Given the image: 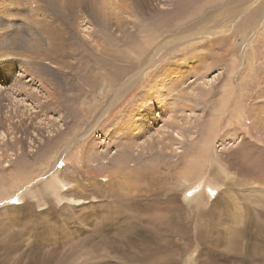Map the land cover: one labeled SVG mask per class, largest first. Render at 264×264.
<instances>
[{"label":"rangeland","instance_id":"1","mask_svg":"<svg viewBox=\"0 0 264 264\" xmlns=\"http://www.w3.org/2000/svg\"><path fill=\"white\" fill-rule=\"evenodd\" d=\"M245 211L264 228V0H0V264H264Z\"/></svg>","mask_w":264,"mask_h":264},{"label":"bare ground","instance_id":"2","mask_svg":"<svg viewBox=\"0 0 264 264\" xmlns=\"http://www.w3.org/2000/svg\"><path fill=\"white\" fill-rule=\"evenodd\" d=\"M187 39V38H186ZM165 42H167V41H165ZM163 43V42H162ZM163 45V44H162ZM160 47V46H159ZM159 47H157V49H159ZM164 47V46H163ZM153 55V54H152ZM136 62V61H135ZM137 66V65H136ZM137 68V67H136ZM138 69H140V68H138ZM135 75V74H134ZM133 76V75H132ZM127 82H129V81H127ZM127 84V83H126ZM129 84V83H128ZM118 92V91H117ZM120 92H121V90H120ZM154 92V91H153ZM144 178H145V176H144ZM55 180V179H54ZM55 181H57V180H55ZM58 182V181H57ZM56 182V185L58 186V183ZM61 182V181H60ZM199 182V181H198ZM54 184L55 182H52V180H51V184ZM239 186H241V185H243V184H238ZM61 186H62V183H61ZM213 186V185H212ZM63 187V186H62ZM53 189V188H52ZM51 189V190H52ZM59 189H57V188H55V192L56 191H58ZM53 193V192H52ZM93 194H95V193H93ZM60 197V196H59ZM115 202L116 203H114V205H117V207H115L116 208V210L119 208V206L118 205H123L124 203H123V201L121 200H117L116 198H115ZM112 203H113V201L112 202H109V207H110V209H109V211L108 212H104V213H106V215L103 217V218H106V220H108V219H115V217H113V216H115L116 215V213L113 211V207H112ZM108 205V204H107ZM106 205V206H107ZM129 206L128 207H125V209L124 210H127V209H129V210H131L133 213L131 214V215H133V214H136L137 212H138V208L140 207V203L139 202H137V201H132L130 204H128ZM102 206V205H101ZM248 206V205H247ZM244 207V206H243ZM249 207V206H248ZM61 209H63V208H61ZM101 210V209H100ZM108 210V209H107ZM246 210V209H245ZM63 212V211H62ZM65 212V211H64ZM89 212V211H88ZM87 212V213H88ZM103 212V211H102ZM16 214V213H15ZM15 214H13V216L16 218L17 217V215H15ZM251 214V213H250ZM52 215H54V214H52ZM89 216H90V213L88 214ZM87 215V216H88ZM239 215V214H238ZM252 215V214H251ZM251 215H249L248 213H247V211H245V214L243 215V219H242V221H239L238 223H237V226L233 229V233H234V238H233V241H232V244H235V245H237V243L238 242H242L243 240H242V238H243V236L244 235H248V233L251 231V230H253L254 232H256L255 234L257 235H260L261 236V239L264 241V228H261L260 230L258 229V224H257V222H256V220L251 216ZM82 216V215H81ZM84 216H86L85 214H84ZM88 216V217H89ZM93 216V215H92ZM113 217V218H112ZM131 217V216H130ZM86 219H87V217H86ZM128 219H130V218H128ZM53 220V219H52ZM79 220V219H78ZM238 220H239V218H238ZM133 221V220H132ZM39 222V221H38ZM56 222H58L57 220H56ZM241 222V223H240ZM75 223V222H74ZM59 226V225H58ZM253 226H255V229H252V227ZM61 227V226H60ZM48 228V227H47ZM54 228V227H53ZM48 230V229H47ZM129 230V229H128ZM135 230H136V233H137V230H139V228L138 227H136L135 228ZM56 231V230H55ZM94 231L95 230H93V232L92 233H94ZM132 231V230H131ZM57 232V231H56ZM139 234V233H138ZM132 235V234H131ZM97 238V237H96ZM83 240H85V244L84 245H77L76 243L75 244H73L70 248H72V249H81V252H82V250L84 249V247H85V245L87 244V242L89 241L90 243H91V245L94 247V249L96 250V248H97V246H95L96 244H97V239L96 240H93L91 237H84V239ZM87 241V242H86ZM262 242V241H261ZM157 243H158V241H156V240H153V241H150L148 244H146L144 247H143V252L141 253V254H139L138 252H133V251H131V253H126V255H122V254H118V256H115L117 259H119V263L120 264H151L152 262H151V257L153 256V255H159L158 256V258L160 259L161 258V260L164 262V264H170V262L166 259V258H163L164 256H163V250H164V247H162V246H160V247H157L156 245H157ZM245 243V242H244ZM55 245V244H54ZM64 245V244H63ZM130 246H129V251L130 250H133L134 248H133V243H130L129 244ZM262 246H259L258 247V249H253V250H251L250 249V251H251V253H250V251H248L247 250V252H249V256L251 257V258H257L258 256H260V254L262 255V257L264 258V246H263V244H261ZM92 247V248H93ZM60 248H61V246H60ZM140 249V248H139ZM134 250H137V249H134ZM153 250V251H152ZM66 251H68V250H66ZM105 252V251H104ZM58 253V252H57ZM86 253V252H85ZM84 253V254H85ZM147 253H149V255H147ZM60 254V253H59ZM67 254H69V253H67ZM53 255V254H52ZM107 255V253H103V254H101L100 256H95L94 258L96 259V258H100V257H102V258H104L105 256ZM110 255V254H109ZM54 256V257H53ZM53 256H48L47 257V259L48 260H56V256L55 255H53ZM61 256H63V253L61 254ZM245 256V255H244ZM77 257V256H76ZM67 257L65 256V259H66ZM246 258V257H245ZM244 258V261L246 260ZM80 259H81V256H80ZM47 260V261H48ZM76 260H79L78 258L76 259ZM89 260V258H85V259H83V261H88ZM105 260V259H104ZM156 261V260H155ZM77 262H79V261H77ZM101 262V260L99 259L98 261H97V263H100ZM159 261H157V263H158ZM65 263V262H64ZM63 263V261L62 260H58L55 264H64ZM72 263V262H71ZM96 263V264H97ZM81 264V263H80ZM106 264V263H105Z\"/></svg>","mask_w":264,"mask_h":264}]
</instances>
